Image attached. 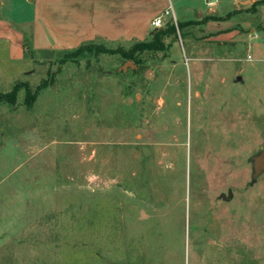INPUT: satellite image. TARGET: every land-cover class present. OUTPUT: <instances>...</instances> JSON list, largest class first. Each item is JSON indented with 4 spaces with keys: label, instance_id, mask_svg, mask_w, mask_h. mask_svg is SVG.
<instances>
[{
    "label": "rangeland",
    "instance_id": "374dc122",
    "mask_svg": "<svg viewBox=\"0 0 264 264\" xmlns=\"http://www.w3.org/2000/svg\"><path fill=\"white\" fill-rule=\"evenodd\" d=\"M187 1L170 0L165 24L194 21ZM256 9L252 40L181 27L138 65L100 51L9 62L0 48V92L49 81L29 109L24 89L0 103V264H264V172L252 181L250 161L264 151Z\"/></svg>",
    "mask_w": 264,
    "mask_h": 264
},
{
    "label": "crops",
    "instance_id": "0c3cea01",
    "mask_svg": "<svg viewBox=\"0 0 264 264\" xmlns=\"http://www.w3.org/2000/svg\"><path fill=\"white\" fill-rule=\"evenodd\" d=\"M257 1L188 0L184 12L193 9L194 18L191 20L195 23L190 26H203V33L215 40L220 37L228 39L233 35L236 40H252V34L253 38L258 36L254 28L249 27L252 13L263 5L257 4L253 10L251 6ZM169 3L170 0H0V48L5 60L20 62L24 59L26 34L30 36V45L36 53L71 50L87 42L125 44L142 41L157 29L150 23ZM241 5L244 13L251 12V16L241 22L231 17L224 19L228 27L225 31H216L223 20H206L211 16H224L230 11H236L237 15ZM179 16L180 22L190 20L184 18L183 13ZM164 26L165 21L161 28ZM238 28L246 32L241 33ZM223 32L226 33L219 35ZM33 138L39 139L35 134Z\"/></svg>",
    "mask_w": 264,
    "mask_h": 264
},
{
    "label": "trees",
    "instance_id": "16d2710c",
    "mask_svg": "<svg viewBox=\"0 0 264 264\" xmlns=\"http://www.w3.org/2000/svg\"><path fill=\"white\" fill-rule=\"evenodd\" d=\"M257 4H263L264 0H258L256 4H252V9L254 10ZM236 11H233V13H226L224 16L216 17L211 16L207 17V19L211 20H224L227 18H230L232 15H234ZM195 21H186V22H176L173 24L171 21H168L164 27L157 28L156 30H153L150 34V36L142 41H133L128 43V46L126 48L124 47H117L115 49H104L100 47H95L93 44L94 42H87L84 44H81L75 49L71 50H63L60 51L64 54V58L61 60V62H65L67 59L69 60H75L73 62H78V57L83 58L85 54H90L91 51L95 52H104L107 54H119L125 61L130 60L135 64H140L142 61V55L145 53H151V52H161L165 49V43L164 38L166 37H176V31L181 29V27L190 26L191 24H194ZM127 44V43H126ZM122 46V45H121ZM24 58H28L32 56L36 51L32 49L30 45V36L28 34L24 35ZM94 53V52H92ZM119 72H122L119 71ZM134 73H138V70H132ZM52 81V80H50ZM49 81L44 80L41 84H39L37 87H35L34 90L30 88V85L26 82L24 83H17L12 87V89L9 92H0V103L4 102L9 105H15L17 100L18 92L21 89H24V105L26 109H29L32 107V105L35 102V99L37 97L38 92L45 88L48 85Z\"/></svg>",
    "mask_w": 264,
    "mask_h": 264
},
{
    "label": "water",
    "instance_id": "95a60500",
    "mask_svg": "<svg viewBox=\"0 0 264 264\" xmlns=\"http://www.w3.org/2000/svg\"><path fill=\"white\" fill-rule=\"evenodd\" d=\"M123 69H124V67H123ZM251 160H252V174H251V179L253 181L260 174H262L264 172V151H260L257 155L251 157Z\"/></svg>",
    "mask_w": 264,
    "mask_h": 264
},
{
    "label": "built area",
    "instance_id": "2783aa9c",
    "mask_svg": "<svg viewBox=\"0 0 264 264\" xmlns=\"http://www.w3.org/2000/svg\"><path fill=\"white\" fill-rule=\"evenodd\" d=\"M173 13H171V7L170 5L161 13L159 14L158 16H156L152 21H151V26L153 28H160L165 19L168 17V16H171L173 18ZM174 19V18H173Z\"/></svg>",
    "mask_w": 264,
    "mask_h": 264
},
{
    "label": "flooded vegetation",
    "instance_id": "af4514ba",
    "mask_svg": "<svg viewBox=\"0 0 264 264\" xmlns=\"http://www.w3.org/2000/svg\"><path fill=\"white\" fill-rule=\"evenodd\" d=\"M250 161H251V163H252V160H251V158H250ZM252 165V164H251Z\"/></svg>",
    "mask_w": 264,
    "mask_h": 264
}]
</instances>
